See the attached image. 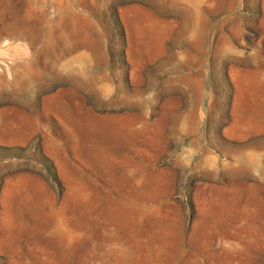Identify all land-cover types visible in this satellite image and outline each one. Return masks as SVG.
I'll return each instance as SVG.
<instances>
[{"label": "rangeland", "instance_id": "374dc122", "mask_svg": "<svg viewBox=\"0 0 264 264\" xmlns=\"http://www.w3.org/2000/svg\"><path fill=\"white\" fill-rule=\"evenodd\" d=\"M0 264H264V0H0Z\"/></svg>", "mask_w": 264, "mask_h": 264}, {"label": "bare ground", "instance_id": "6f19581e", "mask_svg": "<svg viewBox=\"0 0 264 264\" xmlns=\"http://www.w3.org/2000/svg\"><path fill=\"white\" fill-rule=\"evenodd\" d=\"M136 9V8H135ZM10 31V30H9ZM10 34L13 36V35H16L17 37L20 35V32L18 30H16V28H12L11 31H10ZM16 37V38H17Z\"/></svg>", "mask_w": 264, "mask_h": 264}]
</instances>
